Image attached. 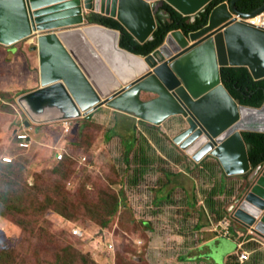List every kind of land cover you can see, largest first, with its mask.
<instances>
[{"label":"water","instance_id":"1","mask_svg":"<svg viewBox=\"0 0 264 264\" xmlns=\"http://www.w3.org/2000/svg\"><path fill=\"white\" fill-rule=\"evenodd\" d=\"M214 1L0 0V45L29 39L37 52L39 87L16 100L25 129L89 120L102 107L154 127L180 117L187 127L173 143L185 155L196 163L217 161L227 176L249 174L230 208V219L246 235L264 241V165L251 166L242 135L264 134V105L240 106L221 77L222 69L244 67L255 81L264 80V31L237 19L264 14V6L243 14L237 9L241 0L221 4L207 27L188 36L171 32L146 57L120 49L117 31L88 22L91 15L113 19L142 45L152 39L162 3L194 18ZM109 38L125 60L142 67L127 62L120 68ZM75 39L88 47L93 60L89 66L76 55ZM201 250L205 253V247Z\"/></svg>","mask_w":264,"mask_h":264},{"label":"rangeland","instance_id":"2","mask_svg":"<svg viewBox=\"0 0 264 264\" xmlns=\"http://www.w3.org/2000/svg\"><path fill=\"white\" fill-rule=\"evenodd\" d=\"M31 42L26 39L14 46L20 51L19 55L23 54V58L19 56L14 58V55L11 56L8 53L12 47L7 48L0 45V135L7 133L5 130L8 129L9 133L5 134V138H9L10 141L12 127L18 123L24 125L25 121L24 115L16 104L17 98L39 87L37 52L32 50L34 44ZM71 43L76 55L83 60V63L88 66L93 63L88 47L85 44L81 45L82 41L75 39ZM101 73L102 66L98 64V74ZM143 99L146 98L143 97ZM105 111L103 120H98V116L93 119L92 115L89 120L71 121L72 131L65 137V152L73 156L76 173L71 174L64 192L77 201L82 199L81 202H86L94 200L97 191L112 190L119 196L120 207L111 224L100 233V227L85 217L80 216L77 219L68 220L47 210L42 217L36 218L33 226H29L26 224L30 220L27 216L17 213L11 215L8 212L0 216V245L11 248L13 251V256H7L6 262L10 264H53L56 253H61V248L69 246L98 264H151L147 258L149 234L162 235L163 233L166 236L163 252L167 264L172 261L171 264H177V261L182 259L180 255L184 250H180L181 246L176 237L183 236L187 247L198 245L204 237L203 239L196 238L197 235H201L197 233V228L193 230L197 222H218L217 216L210 209V202L214 205H212L213 208L223 213L235 189H232L233 195L231 194L230 198L221 201L223 199L219 197V180L223 174L217 161H205L207 163L199 175L182 176L177 173L179 167L190 171L189 160H192L173 143V139L186 130L187 125L182 118L168 119L160 127L152 128L155 130H153L154 133L145 132V130L136 132L138 136L136 141L144 143L146 139L145 144H148L147 149H150L149 155H146L148 157L146 163L149 164L146 169L149 170V176L141 175L142 178H137L134 174L137 161L131 158L132 154L129 159L130 168L126 174L123 171L124 164L127 163L124 161L125 150L119 149L120 141L115 139L108 143L106 140L109 135L106 133L110 129L109 126L111 127L112 119L107 114L105 115L108 113ZM139 125L146 127L142 123ZM43 127H52L50 140H57L59 124L38 127L41 128V132L44 131ZM32 128L33 132L34 129L36 131V127L32 126ZM112 134L115 135L114 132ZM41 135L43 137L49 135L48 130ZM156 135L161 137L159 144L153 138ZM3 139L0 141V158L3 156ZM12 147L13 145L10 148L13 149ZM49 147L35 146L28 153H17L13 150L11 153L13 161L9 164L15 165V169L12 172H6L10 177L7 179V184L10 181L13 184L18 182L20 185L26 184L29 188L39 176L41 177L38 182L40 186L50 185L54 179L49 173L55 167L56 162L54 157L48 158V153L51 151ZM145 151L144 147L143 152ZM54 153L53 149L52 155ZM155 154H162V156ZM82 158L85 161L79 164L78 161ZM133 164L134 167L131 166ZM1 166L6 165L0 161V168ZM133 170L134 173H132ZM172 174L178 175L173 177ZM229 179L241 180L239 177L226 178L227 181ZM2 181L3 177L0 176V182ZM86 183L87 188L81 192ZM165 188L169 190V194L167 190L163 191ZM160 198H164L165 201L160 202ZM153 202L156 205L160 202L163 210L154 213ZM83 210L85 211L81 203L79 211ZM20 221L26 227L20 225ZM73 226L81 230L82 236L71 234ZM230 233L233 234V231L230 230ZM138 240H142L143 245L138 246L136 244ZM108 243H112V251L106 250ZM211 245H209V250L213 251ZM227 247L228 252L236 250V242L230 239ZM247 248L253 250L255 246H247ZM214 251L215 261L221 264L224 255L222 253L217 255V251ZM257 257L256 255L251 256L250 263L254 264ZM137 258H142V261H138Z\"/></svg>","mask_w":264,"mask_h":264},{"label":"trees","instance_id":"3","mask_svg":"<svg viewBox=\"0 0 264 264\" xmlns=\"http://www.w3.org/2000/svg\"><path fill=\"white\" fill-rule=\"evenodd\" d=\"M231 1L232 0H215L194 18L183 17L170 6L162 3L158 7L155 15L156 30L152 35V39L142 45L138 44L131 35L113 19L91 15L88 22L91 25H98L117 31L119 33L120 49L136 56L146 57L162 46L166 36L171 32L180 31L185 36H188L189 33H195L204 29L208 25L212 11L221 4H230ZM263 6L264 0H241L237 3V9L243 14H252ZM221 77L223 86L240 106L260 109L264 105V80L255 81L247 68L222 69ZM140 123L155 128L152 125L139 121V124ZM37 130L38 127H36V131ZM112 133L109 132L107 139L112 136ZM242 135L248 149L251 166L256 168L259 165H264V134L243 133ZM123 141L125 146L127 140L123 139ZM124 150V161L127 162L129 150ZM55 162V167L49 173L54 179L51 181L50 185L40 186L38 182L41 180V177L37 176L38 178L34 180V184L29 186V188L26 184L20 185L18 182L13 184L12 181H10L7 184V179L10 177L6 172H12V170L15 169V165L3 163V165L6 166H1L0 168V176L3 177V181L0 182V216H4L8 212H10L11 215H16V213L22 214L30 219L26 224L33 226L37 217H42L47 210H50L68 220L77 219L80 216L85 217L93 224L100 227V231L108 228L112 219L119 211V196L112 190L105 189L97 191V195L92 201L81 202L82 199L77 201L74 197H69V195L64 192V189H66L71 174L76 173L74 158L73 156L67 155L65 152L63 159ZM79 164L82 163L79 162ZM222 174L225 179L228 177L245 179L249 175L227 176L223 170ZM224 187L225 186L221 182V194L224 191ZM84 188H87V183L83 185L81 192ZM82 196L85 198L84 195ZM25 203H27V205H25ZM81 203L85 211L83 210L80 212L79 205ZM212 205L213 204L210 202V209L212 213L217 216V221L222 220L224 215L218 212L215 207L213 208L214 205ZM19 223L26 227L21 221ZM7 256H13L12 249L0 245V264H10V262H6ZM55 256L53 264H98L90 257L83 255L69 246H66L64 249L61 248V253H56Z\"/></svg>","mask_w":264,"mask_h":264},{"label":"crops","instance_id":"4","mask_svg":"<svg viewBox=\"0 0 264 264\" xmlns=\"http://www.w3.org/2000/svg\"><path fill=\"white\" fill-rule=\"evenodd\" d=\"M15 45H17V43L12 45V46H9V47H12V49L9 50L8 53L11 56L14 55V58H15V56H19V58H23V54L19 55L18 52H20V51L18 49L16 50V48H14ZM4 47H6V46H4ZM100 109L101 110L96 111L93 114V116H94L93 119H95L98 116V120H103L104 110H106L105 112L108 111V113H105V115L107 114V116L112 119L111 127L109 126L110 129L107 130L106 134H108L109 132L110 133L114 132L115 135L111 134L112 136H110L109 139H106L108 141V143L110 141L112 142V141H115V139H117L120 141V143H119V147H120L119 149L120 150L121 149L124 150V148H127V150H129V156L127 159V163L124 164L123 171L126 174L128 173V170L130 168L129 159H130V155L132 154L131 158L137 161L135 173H134V170L132 173H134L135 177L137 176V178H139L141 175L148 177L149 176V170L146 169V167L149 164L146 163L147 162L146 158H148V157H146V155H149L148 152L150 151V149H147V148H149V146H148V144H145L146 139H145L144 143H140V142L136 141V139L138 138V136H136V132L139 130L141 132L143 130H145V132L149 131V133H154L153 132L154 129L149 128L148 125H145L146 127L140 126L139 120H137L135 117H133L131 115H127V114H123V113H120L117 111H113L112 109H109L107 107H102ZM12 128L13 129L11 130V133H12L11 134V141L9 140V138H5V134L9 133L8 129L5 130V131H7V133L0 135V141L4 138L3 139L4 140L3 146H2L3 156L0 158V161L2 158H5V157L11 158V153H13V150L16 151L17 153H20V152L21 153H28L35 146H37V147H39V146L49 147L50 146L49 148L51 151L48 153V158L51 159L54 157V161H56V155L59 152L65 153V149H66L65 148L66 147L65 137L68 135H66V134L63 135V133L60 130H58L57 140L51 141L50 140L51 139L50 132H51L52 127H43L44 128L43 132H41V128H38L37 131H35V129H34V132L32 133L33 134V136H32L33 141L35 140L34 145L32 146V148L29 151H21L16 147V142L14 140V134L23 130V124L20 125V123H18L17 125H15ZM45 130H48L49 135H45L43 137V135H41V133L44 134ZM163 134H165V133H163ZM126 138H129V139L127 140V142L124 146L123 139L126 140ZM153 138L156 141V143L159 144V139L161 137L156 135V136H153ZM48 140H50L51 142ZM12 141H13V144H11ZM12 145H13V147H12L13 149L10 148ZM144 147L146 148L145 153L143 152ZM53 149H54L55 153L52 155ZM151 155L152 154H150V156ZM155 155H157L159 157H160V155L162 156V154H160V155L155 154ZM189 162L191 163V166H189L190 171H188L186 168H182V167L180 168L179 167V171L177 172L179 175H182V176H190V175L195 176V174L199 175V173H201V170L204 168V165L207 163L204 161V162L199 164V163H196L195 161H192V160H189ZM131 166L134 167V164ZM178 174H175V175H178ZM175 175L172 174L173 177H175ZM140 178H142V177H140ZM233 178H236V177H233ZM242 180L243 179L238 180V181L236 179H233V180L229 179L227 181L224 178V176L222 177V175H221V179L219 181H220V183L222 182V184L225 186L223 193L219 194V197H221L223 199L221 201H224V199L226 200V199L230 198V196L233 195L232 189L233 190L235 189V192H234V195L230 198L231 200H229L227 207H225V210H223L222 214H224L225 216L219 222H223L225 220V218H227V216H229V209L231 208V205L234 204V200L237 196L238 189L242 185ZM166 190L167 189L165 188L163 191L165 192ZM167 191L169 194V190H167ZM168 194H167V196H168ZM160 196H161V194H160ZM167 196L165 198H167ZM160 199H161L160 202L165 201L164 198H160ZM160 202L158 205H156L153 202V208L155 210L154 213L161 212L163 210V207L160 204ZM218 212H220V211H218ZM159 224L162 225L161 223H159ZM215 224L216 223H213V222H210V223H208V222H203V223L197 222V226L193 227V230H195V228H197V233H199V234L201 233V235H197L196 238L199 237V238L203 239V237H204V239L201 241V243L199 242L200 244H198V245H192V246L187 247L188 245L186 244V239L183 236L176 237L177 241L179 242V244L181 246L180 250H184V252H182V254L180 255V256H182V259L180 261H177V264H219L218 262L215 261V259L213 257L214 252H215L214 250L217 251V253H218L217 255H219L220 253H222L224 255V258L221 260V264H251L250 260L247 262H244V263L240 262L239 257H238L239 256L238 250H237L238 248H236V250H231L229 252L227 251L228 250L227 246L229 245L230 239H232L234 242H236V246L239 244H243V246H244L243 249L247 250L251 254V256H253V255L258 256L254 264H264V241L263 240H261L258 237L256 239V237H255L256 242H248L247 239H244V237L247 238L248 236L246 234H244V232L241 229H238L235 224H231L229 226V232H230V230L233 231L232 236L230 234H229V236H225L221 232L215 233V231H214V225ZM166 225H168V223H166ZM166 225H165V227H166ZM222 228H224V227H222ZM193 230H192V234L194 233ZM165 238H166V236L163 235V233H162V235H157V234H153V233L149 234V240L150 241H149V249H148L147 258L149 259L151 264H167V259L164 256V252H163L165 249V247L163 245L166 242ZM209 244L210 245L212 244L211 246L213 248V251L209 250L210 247L209 248L207 247ZM214 244H215V247H214ZM161 245H163V246H161ZM256 245H257V247H256ZM247 246H252V247L255 246V248H253V250H249L247 248ZM203 247H205V253H204V251L201 250ZM231 258H233V259H231Z\"/></svg>","mask_w":264,"mask_h":264},{"label":"built area","instance_id":"5","mask_svg":"<svg viewBox=\"0 0 264 264\" xmlns=\"http://www.w3.org/2000/svg\"><path fill=\"white\" fill-rule=\"evenodd\" d=\"M237 19L239 22H243V23H246L248 24L249 26L251 27H255L259 30H263L264 31V14H261L253 19H248V20H245L239 16H237ZM59 128L61 130V132L63 134H66V135H69L70 132H71V128H72V125H71V122H62L59 124ZM32 133H33V129L32 128H28V129H23L22 131L20 132H17L14 134V140L16 142V147L21 150V151H29L32 146L34 145V141H33V138H32ZM63 155L64 153L62 152H59L57 155H56V161H61L63 159ZM13 160L10 158V157H5V158H2L1 159V162L3 163H11ZM81 161H85V159H81L79 160V162L81 163ZM31 184V183H30ZM222 226L224 227V235H228V226H229V221L228 220H224L223 222H221L220 224L216 225L215 228L217 229L219 226ZM71 233L72 235H76V236H82V232L81 230L73 227L71 229ZM136 244L137 245H142L143 242L141 240H138L136 241ZM242 245H240L241 247ZM106 250L107 251H112L113 250V245L112 243H108L106 245ZM240 261L241 262H245L247 260L250 259V253L247 252V251H244L240 254V257H239Z\"/></svg>","mask_w":264,"mask_h":264},{"label":"clouds","instance_id":"6","mask_svg":"<svg viewBox=\"0 0 264 264\" xmlns=\"http://www.w3.org/2000/svg\"><path fill=\"white\" fill-rule=\"evenodd\" d=\"M60 124V123H59ZM30 128H32V126L30 127ZM23 129H25V128H23ZM33 129V128H32ZM71 130H72V128H71ZM6 164V163H5ZM7 164H9V163H7ZM223 170V169H222ZM243 181V180H242ZM243 183V182H242ZM69 184V183H68ZM241 189H242V185L239 187V189H238V193L241 191ZM238 193H237V195H238ZM231 207H232V205H231ZM230 208V207H229ZM230 214H231V211H230V209H229V216H227L228 218H225V220H228L229 221V226L231 225V224H235V222L233 221V220H231L230 219ZM220 224L221 222H217L215 225H214V231H218V229H220V231H218V232H221V233H223L224 234V232H225V230H224V228H222V226L220 225L217 229L215 228V226L217 225V224ZM229 226H228V232H229ZM74 227V226H73ZM72 227V228H73ZM71 228V229H72ZM76 228V227H75ZM101 232H103V231H100V233ZM72 234V233H71ZM229 234L232 236V234L229 232L228 233V235H225V236H229ZM245 234V233H244ZM248 236V235H247ZM255 237L256 236H248L247 238L246 237H244V239H247V241L248 242H256V240H255ZM256 239H257V237H256ZM142 241V240H141ZM143 242V241H142ZM143 245V244H142ZM240 245H242L241 247H240ZM138 246H141V245H138ZM237 250H238V254H239V256L238 257H240V254L242 253V252H244V251H247V250H244L243 248H244V246H243V244H239V245H237ZM248 252V251H247ZM142 259V258H141ZM250 259H251V254H250ZM249 259V260H250ZM240 260V259H239ZM249 260H247V261H249ZM247 261H245V262H247ZM241 262V261H240ZM242 263H244V262H242Z\"/></svg>","mask_w":264,"mask_h":264},{"label":"bare ground","instance_id":"7","mask_svg":"<svg viewBox=\"0 0 264 264\" xmlns=\"http://www.w3.org/2000/svg\"><path fill=\"white\" fill-rule=\"evenodd\" d=\"M98 34H102V33L98 32ZM109 41H110L111 48H112L111 53H113V58H114V60L116 59V62L118 63V66L120 68H124V66L127 65V62H131L135 67H142V64H140L138 61L134 62V61L125 60L124 57L121 56L120 52L116 49V46L114 45L112 38H109Z\"/></svg>","mask_w":264,"mask_h":264},{"label":"flooded vegetation","instance_id":"8","mask_svg":"<svg viewBox=\"0 0 264 264\" xmlns=\"http://www.w3.org/2000/svg\"><path fill=\"white\" fill-rule=\"evenodd\" d=\"M159 7V6H158ZM207 27V26H206ZM189 34H191V33H189Z\"/></svg>","mask_w":264,"mask_h":264}]
</instances>
